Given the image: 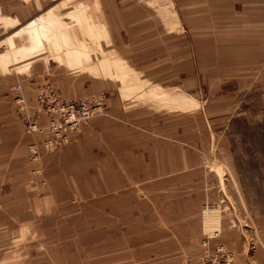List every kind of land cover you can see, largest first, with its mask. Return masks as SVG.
<instances>
[{
  "label": "rangeland",
  "instance_id": "374dc122",
  "mask_svg": "<svg viewBox=\"0 0 264 264\" xmlns=\"http://www.w3.org/2000/svg\"><path fill=\"white\" fill-rule=\"evenodd\" d=\"M86 3L81 23L102 30L81 36L103 43L87 70L49 52L36 65L104 113L37 158L24 116L9 128L21 198L38 206L20 221L0 198V264H191L215 230L234 264H264V0ZM2 174L0 197L15 182Z\"/></svg>",
  "mask_w": 264,
  "mask_h": 264
},
{
  "label": "crops",
  "instance_id": "0c3cea01",
  "mask_svg": "<svg viewBox=\"0 0 264 264\" xmlns=\"http://www.w3.org/2000/svg\"><path fill=\"white\" fill-rule=\"evenodd\" d=\"M86 7V0H0V174L11 161L10 165L14 164V170H5L3 174L5 179L11 176L15 179L14 184L10 185V193L0 198L3 199L4 206L12 208L9 209L11 215L22 217L19 218L20 221H24V216H29L32 220V207L38 206V198L36 195L25 201L21 198V187L17 183L21 171L16 165L20 157H16L17 154L12 152L15 148L13 145L7 146L8 141H14V137L8 135L9 128H14L15 131L21 128L12 85L20 79L27 80L34 76L38 81L31 84L32 88H23V92L29 94L30 98L33 97L32 90L35 91L37 84H50L56 88L49 80L42 81V72L36 65L46 52L49 53L45 57L58 59L57 61L65 63L68 67L75 68L74 72L87 70L85 64L91 57L87 48L101 47L103 43L101 37L97 38L98 33L95 34L94 43H88L87 38L81 36V31L102 30L101 27H88L87 24L81 23L82 15H86ZM48 15H51V20L55 22L40 26L39 22ZM65 15L73 17L75 23L66 21ZM37 30L41 33V41H34L36 35L33 37V33ZM71 54L77 59L72 60L74 56ZM100 61H103V58ZM66 87L65 89H70ZM49 152L51 151L44 154ZM27 207H31L30 211L26 210Z\"/></svg>",
  "mask_w": 264,
  "mask_h": 264
},
{
  "label": "built area",
  "instance_id": "2783aa9c",
  "mask_svg": "<svg viewBox=\"0 0 264 264\" xmlns=\"http://www.w3.org/2000/svg\"><path fill=\"white\" fill-rule=\"evenodd\" d=\"M13 91L16 109L24 116L27 131L40 136L38 144L31 146V155L36 158L42 149L53 151L68 144L74 132L80 131L91 118L104 113L105 109L97 99H68L50 84L41 85L34 104L27 100L20 84H15ZM219 234L215 230L204 238V253L191 264H234L232 250L221 243L211 247L213 239Z\"/></svg>",
  "mask_w": 264,
  "mask_h": 264
},
{
  "label": "bare ground",
  "instance_id": "6f19581e",
  "mask_svg": "<svg viewBox=\"0 0 264 264\" xmlns=\"http://www.w3.org/2000/svg\"><path fill=\"white\" fill-rule=\"evenodd\" d=\"M24 94V93H23ZM25 95V94H24ZM26 97V96H25ZM28 100V99H27ZM29 101V100H28ZM16 105V104H15ZM17 110V109H16ZM18 112V111H17ZM19 113V112H18ZM20 114V113H19ZM116 179H117V177H116ZM112 180V179H111ZM114 181V180H113ZM117 183H118V181H117ZM120 184V183H119Z\"/></svg>",
  "mask_w": 264,
  "mask_h": 264
}]
</instances>
